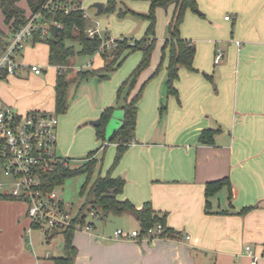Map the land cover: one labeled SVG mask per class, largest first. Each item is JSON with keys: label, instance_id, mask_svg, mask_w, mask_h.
Returning <instances> with one entry per match:
<instances>
[{"label": "crops", "instance_id": "1", "mask_svg": "<svg viewBox=\"0 0 264 264\" xmlns=\"http://www.w3.org/2000/svg\"><path fill=\"white\" fill-rule=\"evenodd\" d=\"M88 1L81 0L87 16V33L92 31L103 37L98 23L86 12ZM196 1L205 17L188 10L181 25V36L197 49L195 71L181 69L175 82L178 97L169 95L168 60L165 61L162 72L147 84L138 103L135 141L112 174L113 178L125 180L120 200L131 201L138 209L150 203L156 212L167 214V228L179 236L155 241L116 240L118 229H139L134 217L122 215L125 223H130L129 219L134 221L129 228L98 231L93 224L91 231L75 232L79 235H74L78 249L75 264H251L247 246L259 257V264H264V0ZM135 5L136 9H150L148 2L143 3L146 6ZM21 7L31 15L25 0L21 1ZM175 9V4L157 8L158 43L151 65L140 75L130 99L161 63L165 31ZM227 16L229 20L225 19ZM148 26L149 22L142 24L135 38L141 37ZM0 31L1 51L12 40L13 33L7 25ZM236 42H241V46ZM41 45L39 50L45 55L48 67L35 61L28 65L40 66L42 74L24 70L8 77L0 87V103L22 114L55 113L59 68L49 65V46ZM220 53L222 59L216 64ZM95 56H100V60L92 70L104 66L101 54ZM74 57L67 69H73V73L91 70L92 59L76 68ZM135 57L133 64L138 62V54ZM20 58L24 59L23 53ZM128 58L112 79L100 84L91 82L96 78L71 79L73 98L78 92L79 98L72 103L70 111L78 114L71 118L69 111L63 118H70L74 132L77 126L86 127L90 125L87 122L100 119L103 110L114 105L128 74L122 75L131 59ZM42 75L49 80L48 88L42 80L44 88L39 94L21 89L20 85L30 77L38 81ZM96 93L98 102L94 100ZM122 113L121 110L113 118V123L121 124L117 120L122 119ZM206 129L220 131L213 146L199 142ZM108 132L112 134L106 127L105 136ZM116 151L117 146L108 142L110 163L107 160L106 166L113 164ZM225 177L230 178L233 186V206L238 211L246 207L255 209L243 216L205 213L206 184ZM227 197L224 190L215 206L227 208ZM28 227L26 204L0 198V264H56L55 259L61 256L51 259L48 254L36 253L32 243H28ZM186 236L190 238L186 240Z\"/></svg>", "mask_w": 264, "mask_h": 264}, {"label": "trees", "instance_id": "2", "mask_svg": "<svg viewBox=\"0 0 264 264\" xmlns=\"http://www.w3.org/2000/svg\"><path fill=\"white\" fill-rule=\"evenodd\" d=\"M22 0H0V10L3 14L5 24L9 26L10 32L15 33L23 27L29 19L27 11L21 7ZM31 14L42 11L43 6L48 0H25ZM150 2V9L147 14H139L131 9L120 11L119 17L125 18L133 16L149 22L148 29L144 37L140 40L133 38H123L115 41L110 47L104 46V43L110 40L109 37H90L87 33V19L85 11L82 9L81 1H74L78 7L70 13L63 10H55L48 14L44 13L45 22L49 24L48 35L42 37L40 33L36 34L32 40L35 43H44L49 46V65L59 68L56 85H55V115L65 114L68 110V89L71 83L70 70L67 67L71 58L76 54L84 56H94L100 53L104 66L98 70H88L78 72L79 81L89 78H96L99 82L109 80L111 75L119 69L126 59L136 53H142V59L137 68L130 77L121 85L117 92L115 103L113 106L103 110L100 120L101 125L96 128L97 137L102 141L99 149L90 152L83 164L77 168H66L60 166L51 174L43 177L45 186L49 189L62 187L64 181L74 175L84 173L87 175L86 182L82 186L81 196L85 197V202L79 210L76 221L84 226L86 224V215L84 210L87 206L99 208L101 215L99 217L107 218V215H131L139 223L141 233L155 227L158 224L163 226L162 239L174 238L179 235L172 229L167 228V214L156 212L150 203L145 204L142 209H138L129 200H120L118 197L123 193L125 180L122 178H113V171L121 162L124 154L130 145L135 141V131L137 125L138 103L143 97V92L147 84L163 70V65L168 60L166 70V87L169 95L178 97L175 89V82L179 79L181 69L195 71L193 64L196 56V46L192 42L181 36V25L185 20L188 10H191L199 17L204 18V14L200 11L196 0H146ZM175 4L176 9L174 16L167 27V38L162 48L161 63L154 75L141 87L139 92L132 98L140 75L149 68L153 52L157 45L156 37V11L158 7H168ZM116 5L114 0H110L107 8L103 9V13H114ZM3 33L0 31V43L3 41ZM118 41V42H117ZM74 43H77L79 50L75 49ZM9 44V43H8ZM7 44V45H8ZM6 45V46H7ZM6 46H2L3 49ZM120 108L124 117L120 128L110 140L117 146L114 162L107 175L102 177L101 171L98 177L93 180L95 171L99 165L103 164L104 155L107 149V140L105 129L112 119L113 113ZM219 130L206 129L202 132L199 142L203 145H215V137ZM109 142V143H110ZM104 152L103 158L97 159V155ZM101 170V168H100ZM232 183L229 177H225L216 181L208 182L205 186V213L213 215H239L243 216L255 209L256 207H246L237 210L232 203ZM224 190L228 193V207L222 209L215 206V201L219 200L221 192ZM5 199V198H2ZM89 212H92L91 210ZM75 230L68 228L63 231L64 235V255L56 258V264H75L78 255V249L74 245ZM56 235V234H55Z\"/></svg>", "mask_w": 264, "mask_h": 264}, {"label": "built area", "instance_id": "3", "mask_svg": "<svg viewBox=\"0 0 264 264\" xmlns=\"http://www.w3.org/2000/svg\"><path fill=\"white\" fill-rule=\"evenodd\" d=\"M77 0H48L42 11L29 16L28 22L18 29L9 44L0 51V87L10 76H17L24 70L42 74L38 65H28L20 61V56L27 43L38 33L45 37L49 32V24L45 22L44 13L63 10L70 13L78 7L73 2ZM85 17L86 14H85ZM229 20L230 17H225ZM95 37L94 32L88 33ZM116 40L106 41L104 46L115 44ZM241 46V42H236ZM222 53L218 54L215 63L219 64ZM58 116L54 113L30 111L22 114L14 108L0 103V198L23 202L27 206L29 228L40 229L43 233L57 234L68 228L75 231H91L92 223L84 226L76 221V214H71L63 200L59 188L49 189L45 186L43 177L55 172L60 166L73 168L75 160L63 158L57 154ZM94 217L98 215L92 212ZM100 218V217H99ZM163 226L156 225L141 233V231H126L118 229L116 240L155 241L162 239ZM190 237L186 236L188 240ZM246 251L251 257V264H259V257L250 246Z\"/></svg>", "mask_w": 264, "mask_h": 264}, {"label": "rangeland", "instance_id": "4", "mask_svg": "<svg viewBox=\"0 0 264 264\" xmlns=\"http://www.w3.org/2000/svg\"><path fill=\"white\" fill-rule=\"evenodd\" d=\"M77 1H81V0H77ZM114 1L116 5L115 12L114 13L106 12V13H102L101 15H98V10L95 7V5L102 4L103 8H107L110 0H90L86 2L85 9H86V12L89 18L95 20L98 23V27L103 33V37L107 35V37L111 38L112 40H119L123 38H133V39H138V40L142 39L146 32H144L141 37H137V38H135L136 37L135 33H137L138 28L147 21L140 19V18L133 17V16H127L125 18H120L119 13L120 11L131 9L139 14H147L149 10L144 11L143 9H136L134 8V5L137 4L135 5L136 7L146 6L147 4L143 5V3L148 2L150 4V2L146 0H114ZM134 1H137L140 3H134ZM156 18H157V15H156ZM133 25L135 26L133 30L131 31V33L130 32L127 33V31L133 27ZM0 29H3V30L6 29V24L4 22L3 14L1 10H0ZM156 32H157V22H156ZM165 34L167 36V30L165 31ZM157 36L158 35L156 33V37ZM41 44H44V43H35V44H33V42L27 43L26 47L22 51V53L24 54V59L20 58L19 60L24 62L25 64H32V62L35 61L37 63H41L47 68L48 64L46 62V59L44 58L45 55L41 53V51L39 50V48H41L39 45ZM111 45H113V43H110L109 46L107 47H110ZM75 49L78 51L79 46L75 47ZM140 53L141 52H136L130 55L131 59L130 61H128L126 67H124L122 71V75H125L128 73L125 81L130 77L133 71L140 64L141 59H142V53L141 54ZM137 54L139 56L138 62L133 64V58H137L135 57V55ZM95 55L94 56H84V55L76 54L74 57L76 59L75 60L76 68L83 67V65H85L92 59L94 64L92 68L90 69L91 70L95 69L98 66V63L100 60V56H95ZM48 72L49 74H51L49 70ZM70 72H71L69 75L70 78L76 80L78 78L77 74L80 71L73 73V69H72L70 70ZM114 74L115 73L111 75L110 79L114 77ZM42 80L46 82V85L44 87L48 88L47 81L49 80H46V77H44L43 75L39 76L38 81H36L34 77L33 78L30 77L29 80H26L27 82L24 84H21L20 87L21 89L25 90V92H32V93L39 94V91H41L44 88L41 84ZM96 80L92 79L91 82H95L97 84L101 83L98 80L97 81ZM73 95H74V88L70 86L69 94H68L69 107L65 114L69 113V111L71 110L70 108L72 106V103L75 102L77 98H79V92L77 95H75L74 98H73ZM95 96L97 97L94 100L98 102V97H99L98 93H96ZM14 110L17 111L16 109ZM119 110L120 108L115 110V112L113 113L112 119L107 125V127H109V129L112 130V134L109 132L106 134L107 142H110L112 137L116 134L117 130L121 126V124H116V122L113 123V118L117 117V114L119 115V113L121 112V110L120 111ZM53 112H55V110H53ZM65 114L58 115L59 125H58V130H57V154L60 157H63V158L68 157V158H71L72 160H75L72 166L73 168H77L83 164L84 160L88 157L90 152H93L101 147L102 141L99 140L97 137L96 128L91 125L82 127V128H80V126H77L76 132H74L72 130L70 118H63L64 117L63 115ZM76 114H78V112L74 113L70 111L68 115L71 116V118H74ZM121 115L123 119L124 113H122ZM122 119L121 120L115 119V120L119 121L118 123H122ZM103 155H104V152L102 151L96 157L98 160L101 161V159L103 158ZM107 155L108 153L106 149L103 164L102 165L100 164L97 170L95 171L93 180L96 179V177H98L100 171H101V176L104 177L107 175L108 171L110 170L112 164H110L109 166H106L107 160L108 162L110 161L109 160L110 157L108 156V159H107ZM86 179H87V175L84 173H80V174L67 178L64 181L63 186L59 188V193L63 194V200L68 206L71 214L78 213L85 202V197L81 196V190H82V186L86 182ZM90 210L94 213H97V214L99 213L100 215H101V210L99 208H92L91 206H87L84 210V214L86 215V220H85L86 223L94 224L98 231H103V230L114 231L122 227L129 228V226L132 224L131 222H134L132 219H129L130 221L128 222L130 223H125L124 221H122V218H123L122 216L114 215L112 213L107 215L106 222H105L104 219L99 218L100 215L97 217H94L92 215V212H89ZM31 234H27L26 238L30 245L32 243L36 253L44 254V255L48 254L51 257V259L64 255V235L62 232H57V234L53 238H50L51 236L50 233L49 234L43 233L42 230L40 229H33ZM75 235H76L75 237L79 236L78 234H75Z\"/></svg>", "mask_w": 264, "mask_h": 264}, {"label": "water", "instance_id": "5", "mask_svg": "<svg viewBox=\"0 0 264 264\" xmlns=\"http://www.w3.org/2000/svg\"><path fill=\"white\" fill-rule=\"evenodd\" d=\"M95 7L98 10V15H101L103 13V5L102 4H96ZM87 124H90L93 127H98L101 125V120L97 119V120H92L90 122H88ZM63 197V195H61ZM101 219H104V217H102ZM54 236V233L51 234L50 238H52Z\"/></svg>", "mask_w": 264, "mask_h": 264}]
</instances>
